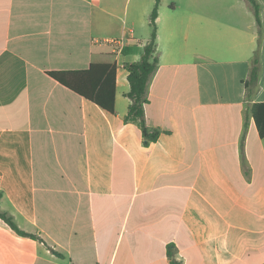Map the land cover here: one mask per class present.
Wrapping results in <instances>:
<instances>
[{"label": "crops", "instance_id": "1", "mask_svg": "<svg viewBox=\"0 0 264 264\" xmlns=\"http://www.w3.org/2000/svg\"><path fill=\"white\" fill-rule=\"evenodd\" d=\"M162 1L145 143L125 64L156 0H0V208L44 240L0 218V264H264V0L260 45L247 0ZM93 62L118 66L114 114L47 73Z\"/></svg>", "mask_w": 264, "mask_h": 264}, {"label": "trees", "instance_id": "2", "mask_svg": "<svg viewBox=\"0 0 264 264\" xmlns=\"http://www.w3.org/2000/svg\"><path fill=\"white\" fill-rule=\"evenodd\" d=\"M247 1L251 4L255 14L259 31L260 45L263 33L261 7L257 0ZM160 2L161 0H156L154 8L151 12L150 24L152 26V33L149 41L144 46V51L140 60L125 64V67L129 72L128 79L130 82V89L126 92V96L131 99V103L124 120L126 122L138 123L146 138L145 143H148L149 140H156L158 137L157 133H150L146 126L145 104L148 101L145 98V94L150 77L159 64L160 56L157 42V17L159 14ZM117 69L118 66L116 63L93 62L87 69L55 70L48 71L47 73L65 87L92 101L105 111L114 114L116 112ZM260 69L261 61L258 48L252 59L250 77L245 83L249 98L258 87ZM262 106L263 105L261 103L255 104L253 106V113L257 121L259 132L261 136H264V109ZM0 218H2L13 230H15L18 235L41 239L44 241L37 234L22 230L14 218L1 208ZM167 255L170 264H184L183 261L178 258L173 244L168 246Z\"/></svg>", "mask_w": 264, "mask_h": 264}, {"label": "rangeland", "instance_id": "3", "mask_svg": "<svg viewBox=\"0 0 264 264\" xmlns=\"http://www.w3.org/2000/svg\"><path fill=\"white\" fill-rule=\"evenodd\" d=\"M170 1H169V3H170ZM175 1L179 3V0H175ZM167 2L168 1L160 2L159 10H160V8H163L164 6L168 5ZM8 252H9V257H7L8 264H27L28 263L27 258L20 251L10 249V250H8ZM7 260H6V262H7Z\"/></svg>", "mask_w": 264, "mask_h": 264}, {"label": "built area", "instance_id": "4", "mask_svg": "<svg viewBox=\"0 0 264 264\" xmlns=\"http://www.w3.org/2000/svg\"><path fill=\"white\" fill-rule=\"evenodd\" d=\"M98 42H102V43L108 42V43L113 44L115 47H118L121 45L122 40L121 39H111V40H99Z\"/></svg>", "mask_w": 264, "mask_h": 264}]
</instances>
